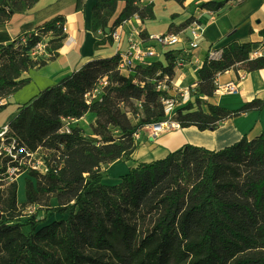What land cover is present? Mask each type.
Wrapping results in <instances>:
<instances>
[{
  "label": "trees",
  "instance_id": "16d2710c",
  "mask_svg": "<svg viewBox=\"0 0 264 264\" xmlns=\"http://www.w3.org/2000/svg\"><path fill=\"white\" fill-rule=\"evenodd\" d=\"M38 1L0 0V26ZM118 2L97 0L93 7L92 29L105 31L96 48L113 44L114 31L132 18L145 23L156 17L153 1L125 0L114 18ZM225 4L211 0L201 7L217 12ZM194 22L199 23L190 17L172 24L167 33L181 35ZM65 23L59 15L35 32L0 43V113L8 106L4 100L31 82L25 73L59 55ZM139 34L150 38L144 28ZM260 34L264 47V29ZM45 38L48 57L34 56ZM252 52V42L232 41L219 60L206 56L190 101L174 114L181 128L216 130L229 118L264 108L261 99L236 110L209 101L220 73L264 69V56L251 58ZM180 58L188 59L183 49H171L164 59L137 65L128 74L119 70V53L94 59L18 107L8 136L37 152L48 171L29 169L20 203L18 182H3L6 162H0V264H264V133L219 150L187 143L165 158L140 163L116 185L103 182L109 177L106 165L130 159L137 150L135 134L166 119L163 99L171 95L158 87L163 82L172 87ZM103 78L106 93L88 104L87 94ZM113 94L140 102L143 115L136 123L113 111ZM88 112L97 117L93 133L78 125L65 131L69 119ZM44 149L51 156L43 157ZM50 198L57 204L51 206ZM21 205H45L46 213L62 218L46 223L50 215H30L25 221Z\"/></svg>",
  "mask_w": 264,
  "mask_h": 264
},
{
  "label": "crops",
  "instance_id": "0c3cea01",
  "mask_svg": "<svg viewBox=\"0 0 264 264\" xmlns=\"http://www.w3.org/2000/svg\"><path fill=\"white\" fill-rule=\"evenodd\" d=\"M96 1L39 0L32 9L26 13L15 14L7 24L0 26V43L7 44L26 33L35 32L39 26L56 16L63 15L66 18V38L59 55L47 65L24 74L31 78V82L4 100L8 106L0 113V127L8 124L20 105L44 88L58 83L91 60L111 57L119 50L125 52L129 38L134 37L133 34L140 28H144L151 37L167 33L172 24L178 26L190 17L199 21L201 29L196 39L198 47L191 51L187 63L177 68L172 91L174 93L186 89L198 80L199 69L210 50L223 48L232 41L252 42L253 49L262 46L263 36L260 31L264 29V0H225L226 4L217 12L201 7L203 3L211 0H186L184 5L175 0H153L156 16L154 19L142 23L139 18L134 17L120 28L121 43L114 42L96 48L95 43L105 35L103 30L92 29V10ZM149 2L142 0L143 4ZM124 6L125 0H119L114 18ZM174 14L177 15L176 18L173 17ZM181 37L182 41L175 49H183L185 54L184 49L189 46V39L192 38V28L186 29ZM230 82L238 83L237 93L221 90V87ZM254 99L264 101V69L247 72L236 67L218 75L215 95L209 101L236 110ZM72 120L74 119L68 120L69 126L72 125ZM262 133L264 108L229 118L216 130L201 131L196 126H179L153 137L152 131L145 127L139 133L136 140L138 148L130 159H119L105 166L109 177L103 182H120L122 176L140 163L165 158L170 152L187 143L219 150L231 146L243 137L253 139ZM59 218L62 216H50L51 220Z\"/></svg>",
  "mask_w": 264,
  "mask_h": 264
},
{
  "label": "built area",
  "instance_id": "2783aa9c",
  "mask_svg": "<svg viewBox=\"0 0 264 264\" xmlns=\"http://www.w3.org/2000/svg\"><path fill=\"white\" fill-rule=\"evenodd\" d=\"M136 18L138 17L136 16ZM122 26L117 28L113 33L115 43H121L122 35L120 33V28ZM190 27L192 28V38L189 39V46L184 49V53L187 57H189L193 49L198 47L196 39L199 37V30L201 29L200 23L196 22H194ZM139 32L140 30L133 34L134 37L129 38V45L125 52H122L121 50L118 51L121 55L118 67L123 73H132L133 68L137 65L147 64L151 61L162 59L166 51L175 49V46L182 41L180 34L169 33L151 36L149 39L145 40L140 36ZM222 54L223 48H215L209 51L208 56L210 59L219 60L222 57ZM261 56H264L263 46L253 49L251 58ZM186 63V60L180 58V60L177 61L178 68L183 67ZM106 85H108V79L103 78L99 82L98 87L87 94V103L90 104L92 99L97 98V96L102 93V87ZM196 86L197 83L195 81L186 89L174 93L172 92L174 90V80L172 81L171 88L167 86L165 82L160 83L158 88L169 91L171 97L163 99L166 119L158 124L148 126L152 129L153 137L157 136L159 133L180 126L178 122L172 121V118L178 107L190 101L191 91L194 90ZM221 90L228 93H237L239 86L237 82H230L221 87ZM9 131L10 129L8 124L0 127V162H6L5 171L2 173L3 182L9 183L11 181H15L21 174H27L29 169L47 172L48 167L44 164L41 158L37 157V152H31L27 150L26 147L21 146L16 138L8 136ZM65 131L70 132L69 125L65 126ZM135 136L139 137V134L137 133Z\"/></svg>",
  "mask_w": 264,
  "mask_h": 264
},
{
  "label": "rangeland",
  "instance_id": "374dc122",
  "mask_svg": "<svg viewBox=\"0 0 264 264\" xmlns=\"http://www.w3.org/2000/svg\"><path fill=\"white\" fill-rule=\"evenodd\" d=\"M49 38H45L44 41L37 46V48L34 50V52L36 53H33L34 56L36 57H48V55L46 56L45 55V47L47 45V42H48ZM254 48V47H253ZM43 51V52H42ZM164 59V57L162 58ZM125 74H128V72H124ZM109 85H110V82H109ZM106 93L105 90H102V93L97 96V98L102 95H104ZM179 96V95H178ZM111 101H112V109L115 113H119V112H124V113H127V115L129 116V118L131 119V121L133 123H136L138 121V117H141L143 114H142V109L140 107V102H138L137 100H128V99H125L123 97H120V96H115L114 94L111 96ZM138 108V113L135 112V110ZM90 112L86 113L83 115L82 118L80 119H74L72 121H70V124L72 123L73 126L75 125H78L79 127L83 128V130L86 132V133H93L92 131V125L95 123V120H96V114H89ZM93 113V112H91ZM176 117L177 115H175L173 118H172V121H175L177 122L176 120ZM11 119H9L8 123L10 122ZM74 122L76 124H74ZM69 124V122L67 123V125ZM145 127H143L142 129H144ZM146 128H148L150 131H152V129L148 126H146ZM142 129L140 132H142ZM112 132L116 135V136H119L121 134V131L118 130V129H115V128H111ZM170 130V129H169ZM138 133V134H139ZM136 137V136H135ZM138 139V137H136V140ZM178 150V149H176ZM174 150V151H176ZM51 156V152L47 149H44L42 150V155L43 157H46L47 155ZM53 154V152H52ZM26 177L27 175L24 173V174H21L20 176H18L17 178V182H18V186H19V190H18V200L20 203H22L23 201H25L26 199V195H25V184H26ZM119 182H113V183H106L108 185H116L118 184ZM47 197V196H46ZM46 197L44 199H46ZM49 198V197H48ZM48 202V201H46ZM57 204V200L55 198H50V205L53 206V205H56ZM20 208L22 209V215H23V220L26 221V219L30 216V215H37L38 217H43L45 216L46 214L47 215H50V216H54V215H60L58 213H46V208L47 206L43 205V206H40V205H28L26 207L24 206H20ZM53 219V218H51ZM49 219L46 223H50L52 220ZM29 230V227H25V230L26 232H28Z\"/></svg>",
  "mask_w": 264,
  "mask_h": 264
},
{
  "label": "bare ground",
  "instance_id": "6f19581e",
  "mask_svg": "<svg viewBox=\"0 0 264 264\" xmlns=\"http://www.w3.org/2000/svg\"><path fill=\"white\" fill-rule=\"evenodd\" d=\"M19 193V192H18Z\"/></svg>",
  "mask_w": 264,
  "mask_h": 264
}]
</instances>
